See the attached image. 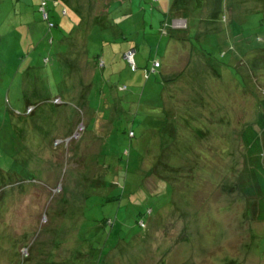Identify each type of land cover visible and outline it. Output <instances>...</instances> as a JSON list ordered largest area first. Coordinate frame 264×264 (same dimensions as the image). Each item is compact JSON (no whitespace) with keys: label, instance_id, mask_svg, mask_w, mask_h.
I'll return each mask as SVG.
<instances>
[{"label":"rangeland","instance_id":"obj_1","mask_svg":"<svg viewBox=\"0 0 264 264\" xmlns=\"http://www.w3.org/2000/svg\"><path fill=\"white\" fill-rule=\"evenodd\" d=\"M186 1L196 10L172 24L189 43L159 30L177 0H101L109 16L100 0H35L3 15L0 264H264V221L236 186L264 90V0ZM88 33L85 76L67 40ZM20 159L34 162L25 180L11 174Z\"/></svg>","mask_w":264,"mask_h":264},{"label":"trees","instance_id":"obj_2","mask_svg":"<svg viewBox=\"0 0 264 264\" xmlns=\"http://www.w3.org/2000/svg\"><path fill=\"white\" fill-rule=\"evenodd\" d=\"M2 1L3 0H0V3ZM17 1L20 2L21 0H17ZM186 8H189V10L186 11ZM3 9L4 8L2 7V10ZM195 10L196 9H194V7L188 5L186 0H177V2H175V4H173L170 8H168V10L166 12L161 11V14L164 15V17H161L160 21H159V23H160L159 30H160L161 36L162 37H168L169 40H171V39H174V40L183 39L187 43H189L188 41H192V40H190V38H188V35H187V33L189 31L188 28L177 29L174 27V25L172 23L179 14H181L182 16H185V14L189 15V13L191 11H195ZM44 13H47L46 9H45ZM0 15H1V13H0ZM156 17L157 16L155 14L154 18H156ZM48 19H49L48 20L49 21V27L51 30L54 29L55 27H57V25L55 23L50 21V16ZM261 23H263V21H261ZM178 33H180V35H178ZM181 33H183V34H181ZM133 49L136 50V55H137L138 52H137V49L135 47H129L128 51L133 50ZM170 52H173V51L170 50ZM136 55H135V57H136ZM124 60H125V58H124ZM135 63H136V60H135ZM155 63H157V61L156 62L154 61L153 65H152L153 66L152 69H150V70L148 69L145 72V74H146L145 78L147 80H150L152 78V74L150 73V72H152V70L154 71L155 69L161 68V64L159 62L158 63L160 64V67H158V68L155 67ZM133 70L137 71V64H136V68ZM263 73H264V69H262L260 71V76H262ZM174 80L177 81V78H175ZM164 82H165V84L169 83V82L174 83V81H167V78H165ZM245 88H246V86H245ZM253 92H255V91H253ZM258 92L259 93L255 96L257 97L258 95H260V96L262 95V97L258 101V110L259 111H258L257 119L251 123L245 124L240 131V143H241L242 148H243V168H242L241 174H239L236 186H237L239 193L243 197L252 201L250 203V209L252 210V215L255 218V220L256 221L257 220L258 221H264V90L262 89L261 91H258ZM57 99L58 98H56L55 100H57ZM30 109H31V107L27 108L28 113L32 112V111L30 112ZM125 112H126V110H125ZM159 116H161L160 113H159ZM160 119H161L160 117L156 118V120H159V121H160ZM190 126H191V124H190ZM188 127H189V125H188ZM73 134H74V132L72 133V135ZM130 135L135 136L134 131H130ZM226 146H228V145H226ZM226 146H224V149H226L225 148ZM20 151H21V148H20ZM20 161H21V164L18 167L21 170H18V171L16 170V173H11V174H15V176L17 174L18 178L20 180H22L23 176H20L19 174L23 173V175H24V172L26 170H28V167L30 166V164H28V162H29L28 159H23V160L20 159ZM26 175L29 176L28 173H26ZM0 176H1L0 181L5 178L3 176V173H1V172H0ZM32 179H34L33 176L31 178H29L30 181H32ZM5 180H6V178H5ZM23 180H25V179H23ZM23 184H25V182H23ZM108 200L110 202L113 201V199H111V198H108ZM86 204H87V202H86ZM57 212H61V210L60 211L57 210Z\"/></svg>","mask_w":264,"mask_h":264},{"label":"crops","instance_id":"obj_3","mask_svg":"<svg viewBox=\"0 0 264 264\" xmlns=\"http://www.w3.org/2000/svg\"><path fill=\"white\" fill-rule=\"evenodd\" d=\"M14 1V0H13ZM13 1H9V2H11V4L9 5V2L6 4V5H2V2L0 3V13H1V15H0V24L2 23V21H1V19H4V16H6V17H8V19L9 20H11V19H15L14 18V16L13 15H15V14H17L18 12L20 13V14H24V12L25 13H27L26 11H24V12H22V8H23V6H29V7H31L32 6V4L35 6V7H37V6H39V4H38V2L36 3L35 2V0H32V1H29V0H24V2H22V1H20V3H21V5H19V3L18 4H15ZM117 1H119V0H106V2H108L109 4H112V3H115V2H117ZM2 7L4 8L3 10H2ZM9 7H11V9H10V13H6V14H4V12L6 11L5 9L7 8H9ZM102 8V10L100 11L101 13H103L104 14V16H107L108 14L106 13V4L105 3H103V2H101V0H100V9ZM19 9H21V10H19ZM15 10V11H14ZM24 10V9H23ZM106 13V14H105ZM4 15V16H3ZM109 15H110V13H109ZM108 15V16H109ZM2 16H3V18H2ZM89 17V16H88ZM87 21L89 20V18H87L86 19ZM115 20V19H114ZM112 22H113V19H112ZM115 22V21H114ZM116 23V22H115ZM0 35H1V32H0ZM88 38H89V33L88 34H85V38L83 37L82 38V41H80L79 40V36H77L72 42L70 41L69 42V40H67V43L69 44L68 46H70L69 48L71 49V50H76L77 51V53H78V56L80 57V68H82V69H84V74H85V76H87V73L89 72V71H91V67H92V64H91V62H89V59H88V56L90 55L89 53H90V49H88L89 48V45H88V42H87V40H88ZM65 42V41H64ZM172 43L173 42H170L169 44H168V48H169V46L170 45H172ZM128 51V49L127 50H125V52L123 53V57H124V54L126 53ZM98 59H99V62H100V64L102 63V59H101V56L100 55H98ZM101 59V60H100ZM122 61H124V62H126L125 60H124V58H122ZM155 62L157 61V62H159L160 64H161V68L163 67V65H162V60L160 59L159 60V58H156V60H154ZM46 62H48V59L46 60ZM103 63H104V65H105V61H103ZM153 63L154 62H152V65H153ZM151 65V69L153 68V66ZM160 68V69H161ZM160 69H155L154 71L152 70V72H150L152 75L153 74H155L158 70H160ZM165 77H166V75H164V79H165ZM86 87V85H84L82 88H81V90H83L84 91V88ZM86 93V91H84V94ZM86 95V94H85ZM88 105V104H87ZM60 130H61V134L62 135H65V136H70V135H72V133L75 131V127H74V125L73 124H70V126L68 125H65V124H62V126H60ZM55 151H58V149H55ZM62 153V152H61ZM43 157V156H42ZM44 158V157H43ZM51 161H53L52 159H51ZM43 166L45 165V164H42ZM30 166L32 167V166H34V162H32L31 164H30ZM40 166V164L38 163V167ZM47 167V166H46ZM26 172V171H25ZM27 173V172H26ZM29 174V173H28ZM47 176V175H46ZM51 178H53V177H51ZM23 180V179H22ZM32 181H34V179H32ZM32 181H24L25 182V184L27 185H29L30 183H32ZM40 181V180H39ZM41 182H44V183H46L45 181H42L41 180Z\"/></svg>","mask_w":264,"mask_h":264},{"label":"built area","instance_id":"obj_4","mask_svg":"<svg viewBox=\"0 0 264 264\" xmlns=\"http://www.w3.org/2000/svg\"><path fill=\"white\" fill-rule=\"evenodd\" d=\"M135 55H136V50H129L127 53H125L124 58L125 60L130 64V66L135 69L136 68V63H135ZM155 67L158 68L160 67V64L157 62L155 63ZM32 111V108L30 109V112Z\"/></svg>","mask_w":264,"mask_h":264}]
</instances>
